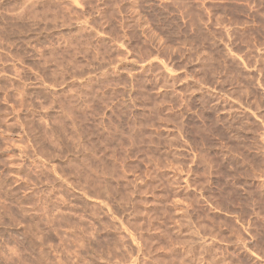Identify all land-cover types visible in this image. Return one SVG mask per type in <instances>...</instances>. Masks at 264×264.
Listing matches in <instances>:
<instances>
[{
  "label": "rangeland",
  "instance_id": "374dc122",
  "mask_svg": "<svg viewBox=\"0 0 264 264\" xmlns=\"http://www.w3.org/2000/svg\"><path fill=\"white\" fill-rule=\"evenodd\" d=\"M0 264H264V0H0Z\"/></svg>",
  "mask_w": 264,
  "mask_h": 264
}]
</instances>
